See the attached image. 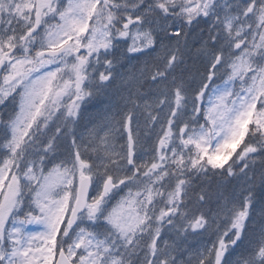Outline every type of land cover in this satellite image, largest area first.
Masks as SVG:
<instances>
[{"label":"snow or ice","instance_id":"1","mask_svg":"<svg viewBox=\"0 0 264 264\" xmlns=\"http://www.w3.org/2000/svg\"><path fill=\"white\" fill-rule=\"evenodd\" d=\"M0 264H264V0H0Z\"/></svg>","mask_w":264,"mask_h":264}]
</instances>
